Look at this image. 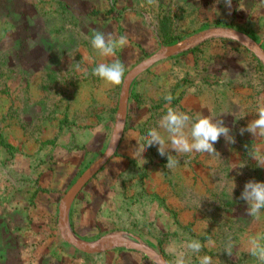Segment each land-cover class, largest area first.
<instances>
[{
    "label": "rangeland",
    "instance_id": "obj_1",
    "mask_svg": "<svg viewBox=\"0 0 264 264\" xmlns=\"http://www.w3.org/2000/svg\"><path fill=\"white\" fill-rule=\"evenodd\" d=\"M93 29L127 36L128 44L101 56L91 46ZM216 29L264 51V0H231L230 8L224 0H0V240L21 242L27 257L68 243L60 232L63 199L108 151L123 85L107 86L93 70L118 60L126 75L184 43L192 46L133 78L120 142L72 202L70 229L85 242L137 238L165 264L174 261L171 245L190 240L203 245L190 264L204 255L213 264H264L249 244L264 246V210L249 216L239 198L249 180L264 182V163L253 159L264 153V137L240 134L264 106V64L237 40L196 43ZM168 107L193 121L199 114L223 120L235 143L220 137L218 158L172 149L161 156L151 146L142 165L136 149ZM168 155L176 167L166 166ZM106 248L96 256L101 264H156L136 250Z\"/></svg>",
    "mask_w": 264,
    "mask_h": 264
},
{
    "label": "clouds",
    "instance_id": "obj_2",
    "mask_svg": "<svg viewBox=\"0 0 264 264\" xmlns=\"http://www.w3.org/2000/svg\"><path fill=\"white\" fill-rule=\"evenodd\" d=\"M149 4L158 3V0H148ZM227 7H231V0H224ZM91 46L104 57L115 55L117 47L124 48L128 44L127 36L114 37L111 32L105 33L96 29L92 30ZM237 38V37H236ZM93 75L99 77L107 86L119 87L125 80V68L120 61L112 63H100L93 70ZM165 99L170 103L173 97L171 94L165 96ZM243 116L239 117L242 118ZM159 129L152 128L147 133L146 143L139 145L135 154L138 156L142 165L146 161L142 158V153L147 147L158 146L159 155L165 156L169 149L180 154H195L202 153L218 158V153L214 148L220 137H224L228 143H235V139L231 136L230 129L224 126L223 120H215L213 117L201 116L195 121L184 113L179 112L171 107H168L165 115L158 122ZM245 132L250 133L254 137H264V106L257 111V118L252 120L246 128L240 129V134ZM254 160L264 163V153L253 156ZM167 167L174 168L178 165V159L173 156H167ZM233 184V182H232ZM235 185L233 184L231 193ZM247 204V214L252 217H258L261 210H264V182L249 180L245 183L243 191L239 197ZM211 244L212 241L210 240ZM250 244V254L258 260L264 262V246L258 243L256 239H252ZM203 245L197 240H190L181 245H171V252L174 255L173 264H190L189 255L199 253ZM232 242L229 240L226 243L225 252L231 255ZM200 264H213V258L204 255L200 258Z\"/></svg>",
    "mask_w": 264,
    "mask_h": 264
},
{
    "label": "water",
    "instance_id": "obj_3",
    "mask_svg": "<svg viewBox=\"0 0 264 264\" xmlns=\"http://www.w3.org/2000/svg\"><path fill=\"white\" fill-rule=\"evenodd\" d=\"M211 37H224L239 41L243 46L250 50L258 58V60H260L264 64V51L260 48L259 45L253 43L243 35L239 33L228 32L223 29H216L210 33L203 35L196 43ZM191 46L192 44L177 43L175 45L166 47V49H162L158 54L151 56L144 61H141L139 65L135 66L125 75V80L122 85L117 107L118 118L115 122L114 136L108 148V151L104 153V155L82 176H80L76 180V182L70 187L63 199V204L60 208L61 236L64 240L68 241V243L76 249L78 248V250L87 254H99L106 250V245L112 244V246L115 247L121 246L131 250L139 251L147 257L151 258L156 264H165L162 258L156 252L143 245L137 238L130 239L126 236H104L94 242H85L80 240L72 233L70 229L68 223V213L74 198L88 183V181L102 168L106 161L112 156V153L115 151L117 145L120 142L125 121V106H127L128 92L133 78L153 63L161 59H166L167 57L174 56L178 53H182L188 50Z\"/></svg>",
    "mask_w": 264,
    "mask_h": 264
},
{
    "label": "crops",
    "instance_id": "obj_4",
    "mask_svg": "<svg viewBox=\"0 0 264 264\" xmlns=\"http://www.w3.org/2000/svg\"><path fill=\"white\" fill-rule=\"evenodd\" d=\"M24 246L15 239L10 243L2 238L0 240V264H101V260L96 258L100 253L87 254L66 242L57 243V253L51 251L50 248L41 253L39 257H27L25 254L21 256V253L26 250Z\"/></svg>",
    "mask_w": 264,
    "mask_h": 264
}]
</instances>
